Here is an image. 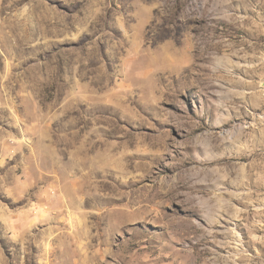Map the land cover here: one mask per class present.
<instances>
[{"label":"rangeland","instance_id":"rangeland-1","mask_svg":"<svg viewBox=\"0 0 264 264\" xmlns=\"http://www.w3.org/2000/svg\"><path fill=\"white\" fill-rule=\"evenodd\" d=\"M0 264H264V0H0Z\"/></svg>","mask_w":264,"mask_h":264},{"label":"bare ground","instance_id":"bare-ground-1","mask_svg":"<svg viewBox=\"0 0 264 264\" xmlns=\"http://www.w3.org/2000/svg\"><path fill=\"white\" fill-rule=\"evenodd\" d=\"M204 176H206V175H204ZM208 201V200H207Z\"/></svg>","mask_w":264,"mask_h":264}]
</instances>
